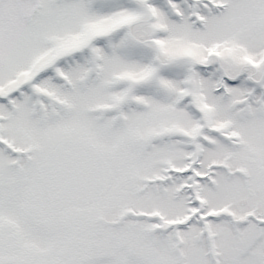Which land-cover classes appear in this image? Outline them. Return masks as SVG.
Returning <instances> with one entry per match:
<instances>
[{"label": "snow or ice", "instance_id": "obj_1", "mask_svg": "<svg viewBox=\"0 0 264 264\" xmlns=\"http://www.w3.org/2000/svg\"><path fill=\"white\" fill-rule=\"evenodd\" d=\"M0 264H264V0H0Z\"/></svg>", "mask_w": 264, "mask_h": 264}]
</instances>
